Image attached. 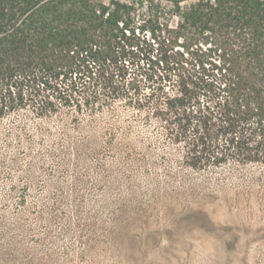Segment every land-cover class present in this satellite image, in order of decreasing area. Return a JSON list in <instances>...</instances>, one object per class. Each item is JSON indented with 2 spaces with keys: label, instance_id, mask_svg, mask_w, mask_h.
Returning <instances> with one entry per match:
<instances>
[{
  "label": "rangeland",
  "instance_id": "1",
  "mask_svg": "<svg viewBox=\"0 0 264 264\" xmlns=\"http://www.w3.org/2000/svg\"><path fill=\"white\" fill-rule=\"evenodd\" d=\"M181 157L122 105L0 118V264H264V169Z\"/></svg>",
  "mask_w": 264,
  "mask_h": 264
},
{
  "label": "trees",
  "instance_id": "2",
  "mask_svg": "<svg viewBox=\"0 0 264 264\" xmlns=\"http://www.w3.org/2000/svg\"><path fill=\"white\" fill-rule=\"evenodd\" d=\"M169 1L0 0V118L122 105L182 167L264 169V0Z\"/></svg>",
  "mask_w": 264,
  "mask_h": 264
}]
</instances>
